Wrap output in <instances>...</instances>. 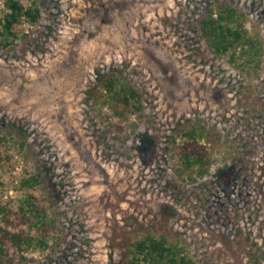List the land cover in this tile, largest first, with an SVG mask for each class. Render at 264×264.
Masks as SVG:
<instances>
[{"label": "rangeland", "instance_id": "rangeland-1", "mask_svg": "<svg viewBox=\"0 0 264 264\" xmlns=\"http://www.w3.org/2000/svg\"><path fill=\"white\" fill-rule=\"evenodd\" d=\"M17 1L37 14L12 41L0 25V204L36 178L49 232L0 264H151L132 249L149 236L193 264H264V0ZM220 5L254 48L213 52L200 20ZM108 78L136 91L124 118ZM199 127L208 160L186 167Z\"/></svg>", "mask_w": 264, "mask_h": 264}, {"label": "trees", "instance_id": "trees-1", "mask_svg": "<svg viewBox=\"0 0 264 264\" xmlns=\"http://www.w3.org/2000/svg\"><path fill=\"white\" fill-rule=\"evenodd\" d=\"M9 12L4 14L0 20V25L3 27L2 36L7 39L5 41H12L17 36V24L20 22V17L30 18L35 20V15L37 14V9L23 6L19 1H12L9 6ZM208 8L205 12V16L200 20V26L202 34L208 38L209 44L213 52L222 56L226 53H230L231 57L241 53L236 51L239 47L248 46L249 48H254V40L251 36L247 35V31L242 29V24L238 13L234 8L227 5H220L215 10ZM115 80L108 78L102 83V86L107 90L108 100H113V111L119 118H124L125 114L130 110L134 109L136 106L133 102L136 91L131 87H122L118 91L114 89ZM114 91V92H113ZM199 134H187L188 139L183 142L181 146L182 154L185 159L186 167H190L193 164L198 163L200 166H205L207 162V157L205 153V146L199 144L196 138L204 135L205 130L199 127ZM207 134V132L205 133ZM186 147V148H185ZM187 150V151H186ZM191 156L194 158L192 159ZM203 170L198 171V176L203 175ZM37 181L36 178H27L21 180V185L26 190V198L22 201L24 204H20L14 213L10 209L9 204H0V216L3 215L4 225H0V250L10 249L21 243H29L31 240L30 229H35L36 231L49 232L48 230V220L45 214V205L40 202L39 195L33 192V187H36L34 183ZM32 184L34 186H32ZM13 214H19L21 216L27 217L29 220L28 226L25 230L23 228L12 229L9 225L13 223ZM9 218L11 219L9 222ZM10 242V243H8ZM41 244L43 242H40ZM133 252L136 255L142 254L144 260H150L151 264H155V260H160L166 257V261L169 264H193L191 260L185 258L184 256H179L178 259L175 255H172L173 246L165 244V240L162 236L156 237H146L144 239L138 240L133 243ZM130 264H137L139 258L135 255L132 256Z\"/></svg>", "mask_w": 264, "mask_h": 264}]
</instances>
